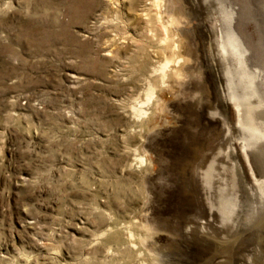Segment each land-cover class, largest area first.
Here are the masks:
<instances>
[{"label":"rangeland","instance_id":"rangeland-1","mask_svg":"<svg viewBox=\"0 0 264 264\" xmlns=\"http://www.w3.org/2000/svg\"><path fill=\"white\" fill-rule=\"evenodd\" d=\"M257 98L264 0H0V264H264Z\"/></svg>","mask_w":264,"mask_h":264},{"label":"bare ground","instance_id":"bare-ground-1","mask_svg":"<svg viewBox=\"0 0 264 264\" xmlns=\"http://www.w3.org/2000/svg\"><path fill=\"white\" fill-rule=\"evenodd\" d=\"M159 2V1H158ZM157 2V3H158ZM159 5V3H158ZM159 8V7H158ZM161 16V15H160ZM164 30L168 31V27L164 26ZM232 40V45L234 47L237 48H242L239 41L234 37L231 39ZM175 50H178L180 48L179 45L175 44ZM244 54H242V57H243ZM183 62V59L182 58H176L175 60L174 59H168L161 67V73H162V76L163 78H166L167 76V72L170 68V66L172 64H175L176 66H180ZM239 67V66H238ZM242 75V74H241ZM247 75V74H246ZM252 76V75H251ZM250 76V77H251ZM164 81V80H163ZM232 83V82H231ZM230 83V84H231ZM248 83V82H247ZM231 87V86H230ZM154 90L153 87L150 88L149 90V93H148V98H149V101H151L153 99V96H154ZM156 91V90H155ZM238 93V92H237ZM155 97V96H154ZM258 99V98H257ZM233 102H234V105L236 107H239L241 104H240V98H235L233 95H232V99H231ZM247 100V99H246ZM259 100V99H258ZM248 102V101H247ZM243 103V102H242ZM245 103V102H244ZM251 104V103H249ZM250 109L252 110V115L254 116L255 120H256V123H255V126H257L256 128V131L258 132V135H263L264 136V128H259L260 126L258 125L259 121L257 120H263L264 121V109L261 107V101L259 100L258 101V105L257 106H252L250 107ZM142 114V113H141ZM256 134V133H255ZM249 135V134H248ZM247 137V136H246ZM251 142V141H250ZM252 143V142H251ZM258 145L256 143V145H254V143L252 145H248V146H245L244 150H243V156L245 159H249L251 160V162L254 163V165L256 166V168L258 169V166L260 165L259 163V152H257V150H255V148H257ZM253 175V174H252ZM254 176V175H253ZM259 180V179H258ZM261 185L264 186V181H261Z\"/></svg>","mask_w":264,"mask_h":264}]
</instances>
